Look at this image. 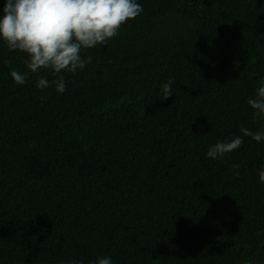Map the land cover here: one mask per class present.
<instances>
[{"label":"trees","instance_id":"obj_1","mask_svg":"<svg viewBox=\"0 0 264 264\" xmlns=\"http://www.w3.org/2000/svg\"><path fill=\"white\" fill-rule=\"evenodd\" d=\"M137 2L63 93L0 40V264H264V0Z\"/></svg>","mask_w":264,"mask_h":264},{"label":"clouds","instance_id":"obj_2","mask_svg":"<svg viewBox=\"0 0 264 264\" xmlns=\"http://www.w3.org/2000/svg\"><path fill=\"white\" fill-rule=\"evenodd\" d=\"M142 13L143 6L137 0H5L0 17V40L10 52L23 53V64L27 69L25 72L12 69L10 75L16 85H24L30 73L47 71L55 79L50 82L45 77H38L35 86L44 89L54 85L57 92L63 93L67 85L62 73L84 69L92 62V57L85 59L82 53L106 45L119 34L126 21ZM4 63L10 65L8 60ZM173 83L174 79L170 78L162 84L161 99L172 96ZM247 103L253 110L254 122L264 120V82L258 85L254 97ZM240 133L242 135H236L230 141L210 146L206 157L222 160L243 145V137L264 141V127L253 132L241 126ZM232 167L238 169L240 165ZM258 175L264 183V168ZM95 264L113 262L111 256H100Z\"/></svg>","mask_w":264,"mask_h":264}]
</instances>
